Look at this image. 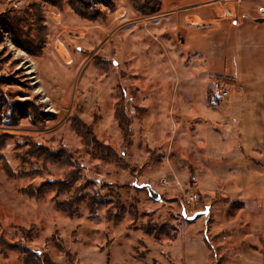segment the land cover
<instances>
[{
  "label": "rangeland",
  "instance_id": "374dc122",
  "mask_svg": "<svg viewBox=\"0 0 264 264\" xmlns=\"http://www.w3.org/2000/svg\"><path fill=\"white\" fill-rule=\"evenodd\" d=\"M216 1L0 0V242L29 250L30 264H184L182 243L173 258L163 250L199 219L193 233L217 262L221 241L243 229V200L229 197L244 172L236 156L194 147L200 84L221 110L211 81L229 82L191 68L205 38L194 14L212 16ZM51 182L69 184L60 200L82 197L73 215ZM213 215L229 230L213 236ZM0 264H23V254L0 246Z\"/></svg>",
  "mask_w": 264,
  "mask_h": 264
},
{
  "label": "crops",
  "instance_id": "0c3cea01",
  "mask_svg": "<svg viewBox=\"0 0 264 264\" xmlns=\"http://www.w3.org/2000/svg\"><path fill=\"white\" fill-rule=\"evenodd\" d=\"M225 8L232 11V16H219ZM189 15H185L186 19ZM194 16L200 17L201 22H195L196 25L192 27L204 30L205 38L200 39L202 43L196 50L199 51L197 59L191 63V68L195 70L193 73L197 75L198 71L202 76L226 77L231 86V95L223 103L222 109L214 110L209 106L206 86L202 83L201 87L187 84L189 87L203 88L206 97V111L192 115L199 119L194 147L212 156H236L241 161L238 171L244 172L233 180L236 183L232 186L235 196L229 197L231 201L237 198L243 200V229H237L236 233L227 235L221 241L220 251L216 248L219 258L215 264H264V0H218L215 14L205 16L197 12ZM211 22L217 27H213ZM195 23L187 21L188 25ZM205 33L210 37L207 38ZM169 57L170 66V54ZM156 112L159 114L160 111ZM165 116H162V122L167 127L171 126V121ZM175 117L173 115L176 136L182 119ZM214 125L228 130V133L222 135ZM211 171L212 181L220 178L214 168ZM240 181L243 182L242 186ZM216 207L217 203L212 209ZM211 218L210 232L213 236L229 230L226 224L217 222L215 215ZM198 221L184 227L174 241L176 244H168L163 253L166 250L173 258L177 244L182 243L184 256L180 262L211 264L214 261L213 250L205 235L193 233V228H200L201 231L205 225L204 220ZM237 238L244 243L231 245L232 240L237 241ZM174 258L178 259L176 256Z\"/></svg>",
  "mask_w": 264,
  "mask_h": 264
},
{
  "label": "trees",
  "instance_id": "16d2710c",
  "mask_svg": "<svg viewBox=\"0 0 264 264\" xmlns=\"http://www.w3.org/2000/svg\"><path fill=\"white\" fill-rule=\"evenodd\" d=\"M50 184H51V186H55L58 190H60V191H57V193L53 197V200L55 201L57 207L66 211L68 214L73 215L78 210L80 202L83 201V199H81L82 197H79L77 194L74 193L70 199L60 200V198H59L60 192L62 191V189L67 188V186H69V184L68 185H66L65 183L56 184L55 182H51ZM63 184H65V185H63ZM44 192H45V190H43L41 188L40 190L37 191V193L33 192L30 194L32 196L36 195L37 197H40L44 194ZM92 204H93L92 202H89L91 210H92ZM0 246H1V249L3 251H8V250L9 251L10 250L20 251L23 254V264H28V263L30 264L29 260L32 257L30 256L29 250H27L25 248H20L17 245L10 244V243H7L5 241L0 242ZM31 260H33V259H31Z\"/></svg>",
  "mask_w": 264,
  "mask_h": 264
},
{
  "label": "built area",
  "instance_id": "2783aa9c",
  "mask_svg": "<svg viewBox=\"0 0 264 264\" xmlns=\"http://www.w3.org/2000/svg\"><path fill=\"white\" fill-rule=\"evenodd\" d=\"M220 14V13H218ZM219 16H232V11L230 9L225 8ZM213 25V22H211ZM231 95V86L229 83H225L219 79H213L211 81L209 98L213 105L217 107H222L223 103L230 97ZM164 184H168L169 180H163ZM185 198L190 203H195L199 200V194L194 190L188 189L185 193Z\"/></svg>",
  "mask_w": 264,
  "mask_h": 264
},
{
  "label": "water",
  "instance_id": "95a60500",
  "mask_svg": "<svg viewBox=\"0 0 264 264\" xmlns=\"http://www.w3.org/2000/svg\"><path fill=\"white\" fill-rule=\"evenodd\" d=\"M209 213V208L202 210V211H197L196 213H194L191 216H188V219L190 220H195L197 217L201 216V215H206ZM185 214V213H184Z\"/></svg>",
  "mask_w": 264,
  "mask_h": 264
},
{
  "label": "bare ground",
  "instance_id": "6f19581e",
  "mask_svg": "<svg viewBox=\"0 0 264 264\" xmlns=\"http://www.w3.org/2000/svg\"><path fill=\"white\" fill-rule=\"evenodd\" d=\"M66 51H67V49H66ZM68 53V52H67Z\"/></svg>",
  "mask_w": 264,
  "mask_h": 264
}]
</instances>
